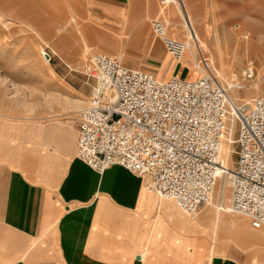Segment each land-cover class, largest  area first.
I'll return each mask as SVG.
<instances>
[{
    "label": "built area",
    "instance_id": "1",
    "mask_svg": "<svg viewBox=\"0 0 264 264\" xmlns=\"http://www.w3.org/2000/svg\"><path fill=\"white\" fill-rule=\"evenodd\" d=\"M159 1L165 8L173 4ZM169 27L164 18L152 21L167 53L181 62L188 46L170 36ZM195 69L201 75L193 80H160L116 56L94 54L81 70L94 85L91 105L78 117L77 157L101 174L115 165L129 170L149 193L173 200L191 218L225 175L232 211L247 216L254 228L264 227V96L242 103L229 97L254 79L253 63L227 87L210 57L202 54ZM231 123L237 129L233 167H227L223 147Z\"/></svg>",
    "mask_w": 264,
    "mask_h": 264
},
{
    "label": "crops",
    "instance_id": "2",
    "mask_svg": "<svg viewBox=\"0 0 264 264\" xmlns=\"http://www.w3.org/2000/svg\"><path fill=\"white\" fill-rule=\"evenodd\" d=\"M165 68L161 79L190 74ZM77 125L0 116V264H244L216 253L227 230L216 235L206 214L189 217L121 166L101 174L80 160Z\"/></svg>",
    "mask_w": 264,
    "mask_h": 264
},
{
    "label": "rangeland",
    "instance_id": "3",
    "mask_svg": "<svg viewBox=\"0 0 264 264\" xmlns=\"http://www.w3.org/2000/svg\"><path fill=\"white\" fill-rule=\"evenodd\" d=\"M108 2V5L116 7L118 12L116 15L110 14V9L105 10L104 6L96 3V0H0V10L8 11L7 13L13 16L7 18H15L16 21L19 17L21 19L7 27L2 23L0 11V47L7 49L4 57L0 58V69L11 72L17 82L27 90L33 91L32 96H29L30 100H42V91L66 89L65 91L70 95L82 96L90 101L94 82L81 70L85 62L96 53L107 52L118 56V53L123 52L124 65L149 71L158 78L166 69L165 66L168 69L178 63L167 53L163 42L155 35L152 28V21L156 18L183 23L177 13V17H169V13L178 12L173 5L164 9L159 0H108ZM193 3L197 4V9L200 8L198 11L210 25L211 30L203 31L202 36L206 46L197 52L195 58L191 57L187 49L181 61V65L186 70L183 75L190 73L188 78L197 77L195 64L204 54L213 60L219 78L218 71L220 72L222 68L219 55V47H221L226 52L225 58L234 59L241 56V60L234 63L232 74L226 75L228 80L223 81L219 78L220 82L227 87L232 78L240 81L243 66L252 62L255 77L240 90L252 91L251 99L259 96L264 91L262 61L256 54L236 52L235 48L225 45L220 37H222L223 25L233 28L236 23L244 24L246 15L264 22V0H195ZM172 26L170 23L169 35L184 41L188 40L187 31L184 36L178 34L177 37ZM121 32H125L122 37L123 35L126 37L129 33L130 42H126L124 47L116 46V52L108 51L107 43L113 40L114 44H117ZM236 35L243 39L242 31ZM124 37L122 39L125 41ZM253 39L254 42L264 45V33L254 35ZM87 45L92 48L89 52H85ZM102 45L105 47L103 48ZM41 48H45L47 54L51 56L50 60L47 55L48 61L42 57ZM128 57L132 61L128 60ZM164 60L166 64H162ZM260 76L261 81H259ZM82 110L66 112L61 108H46L29 115L23 113L17 104L11 103L10 99L0 102V113H2L0 116L11 119H34L40 124L55 123L62 126L71 124L73 128H76L77 117ZM230 167H233V164ZM231 190L230 186L232 193ZM209 208L210 206L201 208L195 219L206 214ZM234 215L238 214L234 213ZM238 217L246 219L248 225H251L245 216ZM226 230L223 232L224 240L215 244L217 254L233 257L244 264H264V242L246 238L245 241L240 238L244 236Z\"/></svg>",
    "mask_w": 264,
    "mask_h": 264
},
{
    "label": "bare ground",
    "instance_id": "4",
    "mask_svg": "<svg viewBox=\"0 0 264 264\" xmlns=\"http://www.w3.org/2000/svg\"><path fill=\"white\" fill-rule=\"evenodd\" d=\"M172 1H173V4H171V5H173L178 10V12H174L173 14H172V12L169 13V17L175 18V17H177V15H179L181 20L183 21V23L180 24L176 20L171 21V20L166 19V18H164V19L167 22H169V24L172 23V25L174 26V30L176 32L177 37H178V34H183V36H184V33L186 31L188 32L187 33L188 34V37H187L188 40L185 42L188 46V50L191 54V57L193 56L195 58L197 52L200 51V49L203 46H206V43L204 42L202 35L204 34L203 33L204 30L210 32V30H211L210 25L208 23H206V20L204 17H201L202 15L198 11L200 8L197 9V4L193 3V1H195V0H172ZM168 6H170V5H168ZM163 8L166 9L165 7H163ZM7 12L8 11H6V12L1 11L2 20H3L2 23H4V25H6L7 27L12 25L13 22H18V20H21V19H19L20 17L17 19V21L15 20V18H7L8 16L13 17L12 14L7 13ZM176 13H177V15H176ZM212 14L215 17V12H213ZM245 20H246V23L245 22H244V24L243 23H236L233 25V28H231V26L228 27L227 25H223V27L221 28L222 37H220V38H222L225 45L235 48L236 52L241 51L244 54H248V53L256 54L260 58V60L263 63V66H264V45L257 43V42H254V39H253L254 35H257L259 33L260 34L264 33V22L262 20H258L257 18L256 19L252 18L250 15H246ZM191 27L193 28L192 31H190ZM215 31H216V29H215ZM241 31L244 34L242 36V38H243L242 40H241V38L238 37V35H236V33L238 34ZM124 33L125 32H121L120 37L118 38V41H116L117 44L116 43L114 44L113 40L110 41L111 43H107L108 45H106V47L108 48V51H111V52L115 51L116 52V46L123 45V47H124V44L126 42L127 43L130 42L131 37L129 36V33H128V35H126V37H124V35H123V37L126 38L125 41L122 39L123 38L122 34H124ZM168 34H169V30H168ZM174 38H176V37H174ZM217 40H219V37H217ZM218 42L219 41H217V43ZM218 44H220V43H218ZM104 47L105 46H103V48ZM30 49H32V48H30ZM91 49H92L91 46L87 45L85 52H87V51L89 52ZM6 51H7L6 48L0 47V58L4 57L3 55H5ZM40 52H41L42 57L46 61H48V58L46 56L47 52H46L45 48H41ZM105 53H107V52H105ZM225 53L226 52L221 47H219V55H220V60L222 62V68H221L220 72L218 71V74H219V78L223 81L228 80L226 77L227 74H232L231 72L234 68V63H238L241 60V56L235 57L234 59H227V58H225V56H226ZM86 54H85V56H86ZM113 56H115V55H113ZM116 57H118L120 60H122L124 57L123 52L118 53V56H116ZM128 60L132 61V59L130 57H128ZM7 61H8V59H7ZM133 63H135V62H133ZM196 64H197V62H196ZM134 69H136V68H134ZM195 71L198 74L197 77H199L201 75V73L199 71H197L196 69H195ZM171 76H174V75H171ZM171 76H168V77H165L162 79L158 78V77L157 78L160 80H163V79H168ZM197 77L191 78V79L187 78V79L193 80V79H196ZM259 79H260L259 81H261V76ZM236 82L237 81L232 78L231 81H229V85L233 86V84H235ZM240 88H242V87H240ZM240 88L239 89L238 88L232 89V91L229 92V97L232 100H234L236 102H240V103H242L243 101L247 102V101L252 100L251 97H253L252 96L253 92L252 91L244 92V91L240 90ZM257 89H259V88H257ZM65 90L54 89V90H47L44 92L42 91L41 92L43 95L42 100H30L29 96H32L33 91L27 90L26 87H24L22 84L17 82L13 78L11 72L0 69V102H4L6 99H10V102L17 104L22 109L23 113H25V114L32 115V114H35L36 112H38L39 110H44L46 108L47 109H57V108L60 109L61 108L63 111H66V112H69L70 110H81V109L84 110L91 105V100L88 101L82 96L70 95ZM260 96H264V91L261 94H259V96H257V97H260ZM0 115H2V113H0ZM78 117H77V123H78ZM236 129H237L236 124L231 123L229 131H228V135L226 137L224 147H223V161L227 167H230L233 164V154H232L233 145H232V142L235 139L234 135H235ZM230 186H231V184L228 180V177H226L225 175H221L217 181V184H216L213 192H212V195L209 199V202L206 203L205 205H203V207H202V209H203L205 206H210L209 210L206 213V216H208V219L210 222L209 224H211L214 233L217 235L218 230L220 228H226V229H229V230L237 233L238 235L244 236V238H246V239L257 240L258 242H260V241L264 242V229H263L264 227L254 228L251 224L250 219L247 216L243 215L247 219H249V221H250L249 224H251V225H248L246 219L238 217L239 215H242V214L235 213L232 211L233 195L230 192ZM144 189L146 190L145 187H144ZM231 189H232V187H231ZM230 200H231V203H230ZM200 211L201 210H199L198 212H196L194 214V218H195L196 214H198ZM234 213L238 214V215L236 216V215H234ZM202 218H204V217H202Z\"/></svg>",
    "mask_w": 264,
    "mask_h": 264
}]
</instances>
